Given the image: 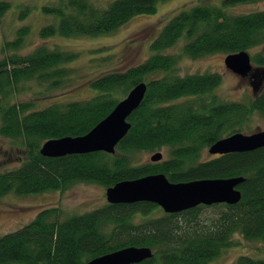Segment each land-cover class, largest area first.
Here are the masks:
<instances>
[{
	"label": "trees",
	"instance_id": "trees-1",
	"mask_svg": "<svg viewBox=\"0 0 264 264\" xmlns=\"http://www.w3.org/2000/svg\"><path fill=\"white\" fill-rule=\"evenodd\" d=\"M162 1L111 0L99 7L88 0H59L41 7L55 18L38 29V36L46 40L109 33L136 15L154 13ZM255 1L195 0L162 26L150 42L152 54L143 62L98 75L90 82L95 90L91 98L43 108L18 101L17 94L33 83L57 87L72 72L64 64L78 53L57 44H39L21 54L31 31L28 25L3 40L0 135L21 147L25 157L16 167L0 172V198L9 193L63 192L77 182L96 183L106 190L151 174H164L173 183L229 177L243 181L235 204L198 205L177 213L144 201L107 202L69 215L59 206L42 209L29 223L0 236V264H85L126 247L152 250L150 258L134 264H210L235 234L264 243V147L203 157L217 140L243 132L254 113L264 115V88L253 90L246 102L225 101L213 93L221 82L220 73L181 76L176 72L181 57L248 52L264 45V10L233 14L228 9ZM9 8V1L0 0V20ZM28 11L24 6L19 19ZM178 42L180 52H168ZM251 62L264 70L262 54L254 55ZM154 73L161 76L147 79ZM140 82L146 83L144 97L127 117L130 128L114 153L40 154L46 140L89 132ZM115 90L120 97H115ZM161 149L165 154L159 161L137 159L139 153ZM157 211L162 213L153 215ZM225 264H264V259L240 255Z\"/></svg>",
	"mask_w": 264,
	"mask_h": 264
},
{
	"label": "rangeland",
	"instance_id": "rangeland-1",
	"mask_svg": "<svg viewBox=\"0 0 264 264\" xmlns=\"http://www.w3.org/2000/svg\"><path fill=\"white\" fill-rule=\"evenodd\" d=\"M7 1L10 2V8L0 20V47L4 39L13 38L18 27L28 25L31 31L23 47L19 50L21 54L29 53L39 44L50 46L57 44L63 50L78 53L73 61L64 64L72 72L57 87L48 88L47 84L36 85L33 83L31 87L17 94L16 99L18 101H31L36 108H43L51 103H67L91 98L95 94V90L90 87V82L94 78L105 72L122 71L127 66L143 62L152 54L149 48L150 42L158 35L162 26L178 11L195 4V0H164L158 4L154 13L136 15L109 33L93 37H53L45 40L38 36V29L52 21L55 16L44 13L41 7L56 4L59 0ZM88 1L96 6L105 7L111 0ZM24 6H27L29 11L23 19H19ZM228 9L233 14L262 11L264 10V0L236 4ZM180 49L181 42H178L168 52L179 53ZM248 53L251 58L256 54L264 56V45L251 48ZM225 56V53L216 52L193 59L181 57L176 72L181 76L218 72L221 74V82L213 93L225 101L246 102L254 95L251 84L244 77L225 67ZM262 75L264 76V70L263 74H256L254 82ZM158 76L161 74L154 73L149 75L147 79ZM259 86V89L264 88V77L261 78ZM113 94L117 98L121 95L116 90L113 91ZM259 129H264V115L254 113L242 131L250 133ZM159 152L164 156L165 151L163 149ZM153 153H139L137 159L140 162H148ZM208 156L209 154L205 150L203 157ZM24 157L25 153L21 147L15 145L13 140L0 135V172L16 167ZM106 203L105 188L96 183L77 182L63 192L47 191L25 195L9 193L0 198V236L29 223L38 212L45 208L59 206L64 215H69L83 213ZM161 213V211H157L153 215H160ZM231 240V244L225 247L210 264L229 263L235 261L240 255L264 259L263 242L246 240L240 234L233 235Z\"/></svg>",
	"mask_w": 264,
	"mask_h": 264
},
{
	"label": "water",
	"instance_id": "water-1",
	"mask_svg": "<svg viewBox=\"0 0 264 264\" xmlns=\"http://www.w3.org/2000/svg\"><path fill=\"white\" fill-rule=\"evenodd\" d=\"M224 65L241 77L250 75L253 80L256 79V74H263V71L254 68L247 51L227 54ZM261 78L251 83L254 91L259 88ZM145 91V82L134 85L111 112L89 132L82 136L46 140L40 146V154L46 157H59L96 151L114 153L115 146L130 128L127 117L140 105ZM260 147H264V129L250 133L236 132L223 137L208 148V153L215 155L244 152ZM161 158V152H155L150 156L153 162ZM242 181V177H229L173 183L164 174H151L122 181L107 188L105 198L108 203L151 202L166 213H177L198 205L235 204L241 198L238 185ZM152 254L149 247H126L93 258L85 264H134L150 258Z\"/></svg>",
	"mask_w": 264,
	"mask_h": 264
},
{
	"label": "flooded vegetation",
	"instance_id": "flooded-vegetation-1",
	"mask_svg": "<svg viewBox=\"0 0 264 264\" xmlns=\"http://www.w3.org/2000/svg\"><path fill=\"white\" fill-rule=\"evenodd\" d=\"M244 79L247 80L249 82V84L253 83V81H254L250 75L245 76Z\"/></svg>",
	"mask_w": 264,
	"mask_h": 264
}]
</instances>
